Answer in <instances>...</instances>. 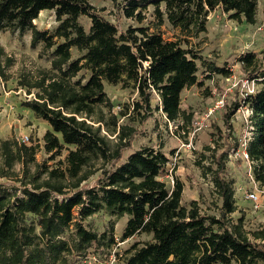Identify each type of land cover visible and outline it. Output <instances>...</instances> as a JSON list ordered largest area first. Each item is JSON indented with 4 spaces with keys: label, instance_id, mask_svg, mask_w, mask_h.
<instances>
[{
    "label": "trees",
    "instance_id": "obj_1",
    "mask_svg": "<svg viewBox=\"0 0 264 264\" xmlns=\"http://www.w3.org/2000/svg\"><path fill=\"white\" fill-rule=\"evenodd\" d=\"M108 1L115 23L90 0H0V32L29 34L30 48L41 47L38 57L50 64L17 81L27 95L21 107L49 127L42 143L27 145L16 136L0 140V264H90V254L107 258L117 244L113 222L102 232L86 223L100 212L126 217L121 242L150 237L116 253L121 264H264V229L247 231L243 215L233 219L238 210L233 182L224 177L229 154L244 148L254 181L264 187V58L253 52L239 57L244 78L261 87L226 107L225 130L213 125L217 139L197 163L219 201L215 215L202 214L196 201L182 204L179 179L172 188L160 179L169 162L163 152L132 150L136 124L142 126L154 112L167 123L181 119L180 129L191 122L192 114L181 109V94L204 85L199 63L205 79L232 75L202 61L192 44L206 32L209 14L220 10L230 20L254 25L258 1ZM44 11L57 22L52 31L34 24ZM81 17L89 19L87 30ZM123 20L135 25L121 28ZM164 24L177 32L173 40L159 32ZM13 64L0 44V80H9ZM105 84L136 98L115 112ZM240 108L249 111L251 127L241 146L230 123Z\"/></svg>",
    "mask_w": 264,
    "mask_h": 264
},
{
    "label": "rangeland",
    "instance_id": "obj_2",
    "mask_svg": "<svg viewBox=\"0 0 264 264\" xmlns=\"http://www.w3.org/2000/svg\"><path fill=\"white\" fill-rule=\"evenodd\" d=\"M256 23L249 25L237 23L216 10L209 14L206 23V32L192 41L195 49L206 62H214L219 67H226L232 71L229 78L214 75L211 79H205L204 63H199L198 79L203 81L202 87H191L182 91L181 109L192 114V120L184 125L183 129L177 128L181 125V119L175 123H167L161 112H154L142 126L136 124L139 134L133 142V151L144 147L160 150L168 158L169 162L162 172L160 179L172 188L174 179H179L184 187L182 192V204L187 205L190 201H196L200 211L205 215H215L216 206L219 201L214 193L210 176H204L197 163L201 156H208L204 147L214 145L217 139L214 126L217 125L224 131L223 115L227 106L235 99H239L243 92L251 93L261 86L244 78L238 59L246 52H253L259 58H264V0H257ZM90 3L108 21L115 23L112 4L108 0H90ZM152 9H149L148 20H151ZM79 22L87 30L89 19L81 17ZM40 30L52 31L57 22L51 12L44 11L34 21ZM131 21L123 20L119 24L125 28ZM159 32L166 40H173L176 31L164 24ZM0 44L6 53L13 57L14 64L7 70L9 80H0V140L16 136L20 140L23 136L29 137L27 145L42 143L41 139L48 125L27 109L21 107L26 100L24 89L17 88V81L21 75L35 73L36 69L49 68L50 64L46 58H39L37 49L30 48V35L18 37L9 32H0ZM74 57L76 52L73 51ZM240 85V86H239ZM239 88V90H238ZM105 91L111 99L114 111L118 112L124 105H130L136 98V94L130 90H124L120 86L105 84ZM237 91V92H236ZM223 100V107L210 113L215 102ZM249 111L240 108L231 118V134L240 146L251 137V127L248 121ZM126 122V120H124ZM188 144L190 145L188 147ZM241 149L237 151L239 153ZM131 151L124 154L127 157ZM238 154H229L227 172L224 177L233 182L234 198L237 212L232 215L237 219L244 216V227L247 231L264 229V187L259 186L253 179L250 164L245 159L236 158ZM44 157L43 152L37 154L40 161ZM209 160L203 162L208 164ZM51 162L49 163V165ZM94 181L91 180L90 184ZM0 182H3L0 179ZM248 193H254L258 200L252 201L246 198ZM114 224V234L117 244L112 248L110 255L90 254V264H121L116 253H122L135 240L145 241L150 237L139 235L121 242L119 240L123 231L126 217H109L100 212L86 220L87 225L98 231L105 230L109 222ZM92 253L93 250L91 249Z\"/></svg>",
    "mask_w": 264,
    "mask_h": 264
},
{
    "label": "built area",
    "instance_id": "obj_3",
    "mask_svg": "<svg viewBox=\"0 0 264 264\" xmlns=\"http://www.w3.org/2000/svg\"><path fill=\"white\" fill-rule=\"evenodd\" d=\"M222 107H223V100L222 99H219V100H217L215 102L213 108L210 110V113H212L213 111H216V110H218V109H220ZM19 142L24 143V144H27L29 142V137L28 136H23V137L20 138ZM189 146L190 145L188 144V147ZM236 154L241 155L246 160L248 158L244 148H242L241 151L239 153H236ZM246 198L247 199H250L252 201H257L258 200L257 196L254 193H248L246 195Z\"/></svg>",
    "mask_w": 264,
    "mask_h": 264
}]
</instances>
